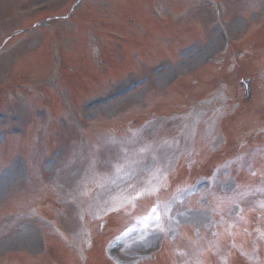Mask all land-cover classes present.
<instances>
[{"label":"rangeland","instance_id":"obj_1","mask_svg":"<svg viewBox=\"0 0 264 264\" xmlns=\"http://www.w3.org/2000/svg\"><path fill=\"white\" fill-rule=\"evenodd\" d=\"M73 1L0 0V103L5 109L2 111L3 118L0 119V264H50V257L56 258L61 264H83L86 260L82 233L96 234L97 231V222H91L111 214L115 208L127 207L136 197H161L158 202L162 200V203H156L160 218L155 212L137 221L141 227L132 230V234L131 231L128 233V229L125 230L122 234L126 235L119 239L121 242L114 251L119 259L127 261L121 262L114 256L118 264L136 263V260H141L142 253L160 245L163 238L174 237L184 225L190 224L199 231H208L215 227L219 224L215 218L216 213L224 217L233 213L232 206L226 207L228 202L224 197L236 198L240 193L236 184L242 180L211 179L209 185L197 186L199 190L195 192L197 194L191 199V203L183 206L174 203L176 197L182 194L181 182L187 177L188 171L181 170L178 177L173 174L172 179H169L166 172L172 173L173 163L178 160L175 156L176 148L167 150L171 147V139L168 143L163 142L165 147H158L162 142L160 135H178V140L171 144L179 146L183 142L184 162L193 147L200 152L201 161L206 163L209 159L208 140L213 124L206 127L207 121L203 125L199 140L197 125L194 129L190 125L186 131V124L182 120L172 124L166 122L163 125L157 122L149 128L141 127L152 117V112L171 111L168 107L172 103H178L177 101L186 105L194 104L198 97L209 98L211 91H216L207 88L213 82L209 78H203L202 74L197 76L202 82L197 86L190 85L188 90L186 85L169 90L167 87L181 75H184L182 83L189 82L192 79L187 75L189 71L203 67L204 62L213 61L215 55L225 47L223 36H227V33L237 41L251 31L248 32L250 38L252 37L251 41L253 44L257 43L258 47L247 56L256 54L260 56L257 58L258 63L262 61L264 0H228L227 8L222 5V9L218 8L214 0H134L136 5H140L138 11L142 7L144 16L156 21L159 19L153 12V6H158V15L166 18L164 25L167 26L170 21L168 9L176 12L183 10L184 15H189L186 19L193 20L191 24H185L181 20L179 22L178 17L174 19L179 22L176 25L181 28L180 33L190 35V40H187L190 41V47L178 50L177 42L174 43L175 40L171 39L174 44L171 47L166 46L169 51L165 54L169 57L157 59L156 56L161 52L155 45L165 40L155 39V35L153 38L143 36L148 39L141 40L142 33L132 29L128 34L133 33L132 35L138 37L137 41L132 40L133 43L121 51L116 46L106 48L108 60L111 64L113 62V74L103 73L102 68L96 67L92 62L93 48L96 47L94 35L98 27L105 35L124 32L120 17L138 18L132 12L134 8L131 0H88L90 7L83 14L79 13L73 22L55 23L58 27L56 30L41 29L25 35L15 34L32 28L47 16H34L32 11L35 7L46 5L50 14H61L71 9ZM222 11L228 13V19L221 17ZM164 21L165 19L161 22ZM193 25L200 28L196 36H193ZM125 28L127 31L128 26L125 25ZM152 30L153 26L149 27L150 34ZM9 36L14 37L3 47ZM128 38V35L118 34L114 44L118 45ZM57 39H63L65 49L68 48V72L64 81L52 84L50 77L53 59L50 52L52 50L53 54ZM149 39L151 42L158 41L152 44L153 48L150 47ZM60 43L62 48V42ZM140 45L145 53L148 51L149 57L155 58L143 56V51L135 55ZM160 47L159 44L158 48ZM124 50L133 53L135 62L131 59L125 63L129 58L123 59L126 57L122 52ZM250 61L244 60L243 64ZM154 63L159 64L156 66L157 70L153 69L151 72ZM261 67L264 69V63ZM75 72L84 73L89 78L80 92H77V83L70 82L74 80L72 75ZM207 73L209 72L204 75ZM144 78L147 80L135 87L134 82ZM257 81L263 101L264 73L258 75ZM19 82L36 84L32 88L29 85L24 87L25 91H32L31 96H35L33 100L16 98L19 95L13 89ZM39 82L43 86L38 90L44 92L46 100L42 95L36 96L38 93L35 88ZM63 82H70L69 87H64ZM131 83H134L132 89H125ZM116 90L117 96L112 97ZM184 92L191 94V97H186ZM94 94L101 99L96 105L82 104L83 98ZM217 97L222 95L218 93ZM42 104L49 105L56 114L61 111L63 113L55 117L57 115L51 113L50 109L41 112ZM196 116L201 119L200 115ZM132 121H136L137 126H142L139 127L141 129L129 133L127 126ZM186 122L192 121L188 119ZM225 123L230 131L236 121L227 120ZM16 128H20V131H15ZM99 129L104 130L95 135ZM241 135L242 129L238 138ZM212 146L220 149L224 143L219 137L212 142ZM231 146L235 147L233 143ZM249 159L253 162L257 160L254 159V154ZM243 164L245 167L247 161L244 160ZM194 177L193 175L189 180H196L197 177ZM260 187L261 183L258 184L260 192L250 194L264 197V188ZM187 191L189 189L185 190L186 194ZM154 202L147 200L140 203L141 211L147 210ZM245 202L242 204L247 207L253 205L252 200ZM186 209L192 210L186 212ZM252 215L247 213L248 219L251 217V222L253 220L256 223ZM85 218L88 221L86 224ZM112 219V231L110 229L111 232L102 239L97 238L99 240H96V252L102 242L118 233L126 223L119 214H114L110 220ZM54 224L59 226L57 234L60 237L54 236ZM261 225L264 226V223ZM252 227L255 228V224ZM64 232L67 239L62 236ZM251 236L253 239L248 246L253 251L250 264H264V240H260V236L252 228L249 238ZM237 243L240 246L245 245L242 239H238ZM170 245L168 255L163 253L157 262L148 264L201 263L197 259L201 257L199 248L192 247L188 250L187 247L186 254H179L181 258H176L173 248L175 245ZM186 245L189 246L188 243ZM72 246L76 250L73 255L78 254V257L68 260L72 256L69 250ZM193 246L198 245L193 243ZM18 254L25 256H17ZM94 261L95 264H112L106 259L98 258L97 253ZM235 264L243 262L238 261Z\"/></svg>","mask_w":264,"mask_h":264}]
</instances>
